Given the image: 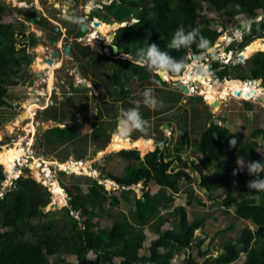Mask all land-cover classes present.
I'll return each mask as SVG.
<instances>
[{
  "label": "trees",
  "instance_id": "1",
  "mask_svg": "<svg viewBox=\"0 0 264 264\" xmlns=\"http://www.w3.org/2000/svg\"><path fill=\"white\" fill-rule=\"evenodd\" d=\"M203 2H207L209 7L217 11L224 12L226 21L235 24L237 14L243 13L253 19L259 14V10L264 13V0H113L105 5L104 9L108 12L107 16L118 23L127 22L130 16L140 21L138 24H126L116 30L114 44L122 48L124 53L134 55L136 49L155 42L177 60L187 62L188 55L205 53L220 34L216 29L203 26L206 22L204 17L199 16ZM1 19L0 14V108L7 105L8 85L15 84L11 77L17 75L18 72L14 68L22 59L14 55V44H10L14 39L12 25L2 24ZM251 21L249 30L239 43V49H244L255 39L264 38V16L260 20ZM100 25L101 22L99 28L102 27ZM179 26H183L186 32L198 28L209 42L207 49L198 48L196 44L188 49L167 48ZM103 30L105 32V29ZM227 50L231 48L228 47ZM245 64L247 73L231 78L262 79L264 85V51L254 53L247 58ZM239 65L240 63L220 65L213 61V77L228 76L230 71L239 68ZM221 66L223 68L219 69ZM147 70L146 67L137 66L128 60H119L110 75V82L105 83L112 88L109 96L116 92L117 86H120V93H115L110 101H102L104 112L107 113L110 109L117 112L119 102L130 107L129 101L126 100L129 92L122 82L123 75L127 81L130 77L140 78ZM154 76L161 84L164 83L157 74ZM246 106L250 107V104L247 103ZM142 113L143 118L149 117L148 112ZM60 114L65 118L63 112ZM110 116H113V113ZM199 130V135L194 141L196 150L202 157L203 167L192 163L200 175L198 187L207 193L209 200L213 199L211 194L214 191H219L217 198H221L219 204L222 211L231 210L237 220L249 221L252 226L238 227L237 223L226 225L225 228L234 231V235L223 242L218 254L215 257L209 256L207 262L231 264L243 255L242 264H264V240L261 239L264 234V191H254L247 187V182L253 177L248 175L246 168L233 175L239 161L264 162V154L261 153L264 152V127L255 128L250 140H243L240 134L230 133L226 127L213 122ZM97 132L98 130L94 131V135ZM48 133L66 142L74 138L70 125L52 127ZM149 134L141 133L132 138H152ZM233 138L237 143L230 145L229 141ZM163 139L164 136L160 133L158 142ZM188 144L189 138L184 127L183 139L175 144L172 158L167 159L170 155L168 145L163 150L157 145L143 157H140L139 151L134 148L122 149L115 153L127 164L122 173L114 174L109 171L104 179L114 182L126 192H132L130 187L138 183L144 186L152 183L158 187L153 194L143 189L140 197H133L129 217L124 213L111 212L113 207L119 205V198L106 191L98 180L93 179L86 193L82 192L77 183L71 184L73 194L69 199V207L64 209V213L70 218L67 222L56 223L52 219L41 222V219L48 218L52 213L41 212V209L50 203V194L35 180L19 176L14 180L13 186L0 196V264H55L50 258L67 254L75 256L74 264H116L115 260H119L118 264H174L173 259L177 254H186L193 247L198 248L199 254L205 255V252L199 249L204 239L197 238L195 232L204 227L211 214L195 215L189 219L184 205L175 206L167 215L161 212L180 193L182 182H191V175L183 166L184 161L180 155ZM212 162L216 163L215 169L205 174L207 165ZM174 164L180 166L175 169ZM59 174L64 176L63 172ZM260 176L264 178V173ZM71 178L75 179V176L71 174ZM5 180L6 175L0 165V191ZM186 193L187 204L193 199L201 203L200 198L193 193ZM71 212L79 213L83 219L77 220ZM96 217L98 219L93 221ZM103 217L110 222L100 227ZM168 222L170 226L162 229ZM24 228L28 229L29 240L22 239ZM145 229L155 233L157 237L150 241L147 252L142 253L147 238ZM257 242L261 244L255 246ZM89 253L94 255L93 259L88 258ZM185 264L197 262L188 254Z\"/></svg>",
  "mask_w": 264,
  "mask_h": 264
},
{
  "label": "rangeland",
  "instance_id": "2",
  "mask_svg": "<svg viewBox=\"0 0 264 264\" xmlns=\"http://www.w3.org/2000/svg\"><path fill=\"white\" fill-rule=\"evenodd\" d=\"M109 2L106 3L104 0H101V2L97 0H36L35 3H38L37 7L42 9V13L35 8L34 11H31V16L34 17L36 24L29 23L27 21L29 17L24 16L28 14L24 10V8L28 7L26 0H0L1 21L3 24H12L13 27L14 39L10 41V44H14V55L22 57L20 64L14 68L18 72L17 75L11 77L15 84L8 85L6 95L7 105L0 108V134L2 135L0 151H3V148L7 146H14V143L17 142L16 140L21 138V145L27 149V154L22 155L21 162L18 161L17 163L16 171H19L18 176L9 175V173L5 172L4 166L1 165L5 172L6 180L3 183L0 196H3V192H6L7 189L13 186L14 180L19 176L35 180L38 184L45 187L50 194V203L46 206V209H48L47 212L52 213L48 218L41 219V222L51 221L52 219V221L60 223L62 221L67 222L70 219L64 213V209L69 207V199L73 194L72 183H77L82 192L86 193L87 187L91 184L92 180H98L99 183L104 185L106 191L117 196L120 200L119 205L113 207V211L111 212L124 213L128 217L132 210L131 201L134 196L136 198L140 197L143 189L149 190L152 194L158 189L152 183L146 186L138 183L130 187L132 192H126L114 182L103 178L109 171L114 174L122 173L127 164V162L122 161L115 155L118 151L107 149L112 135L117 132L118 110L117 112H113L110 109L107 113L104 112L102 101H110V98L115 93H120L119 88H116V92H113L109 96L105 90V81L110 82L109 78L116 68V62L109 61L107 69H105V66L103 68L94 67V72L92 73L91 69L90 74L88 71L89 62L84 60V57L89 56V52L95 49L92 45L93 43L96 44L97 50L99 49L98 52L104 54L103 50L98 46L97 41H110L109 35L111 33L116 32L118 28L126 24L131 25L134 21V18L130 16L127 22L118 23L110 16H107L108 12L103 7L111 3ZM202 5L199 16L204 17L206 24L203 26L216 29L220 34L205 53L197 55L196 58H193L192 54L188 55V61L185 63L189 66V70L185 72L194 71L192 66L199 63L207 67L212 73V62L217 61L220 65H235L240 63L239 68H234L230 71L228 80L232 76L246 74L247 67L245 63L247 58L256 52L264 50L253 52L248 57L245 56L240 62L237 59L243 49H239V43L243 35L249 30L251 20H260L261 17L263 18L264 13H261L259 10V14L253 19H249L243 13L237 14L235 15V21H237L235 24L234 22L226 21L224 12L209 7L207 2H203ZM91 10H94L93 13L96 19L103 20L104 22L100 25L102 26L101 29H105L106 32L103 37L98 35V38L96 34L98 31H94L91 28L83 33L79 32V26L82 23L86 26L91 25V23L86 22L89 17L85 15ZM69 17L72 19H69ZM115 23H117V26L109 29V25L107 24L113 25ZM57 27L59 28L58 31ZM21 33H24V36H21ZM90 36L92 41L88 43L86 41L91 39ZM78 40H81V43L85 46L81 47L78 44ZM53 42H56L55 45ZM67 44H70V53L66 55L63 53V49ZM228 47L231 48L230 51L227 50ZM54 50L60 52L59 57H51L50 53ZM105 51L109 53L108 48H105ZM93 54L91 58L98 56L96 53ZM45 56L51 57V66L43 63L40 64L41 59ZM34 58H36L38 63L33 61ZM42 65L44 67L47 66L48 68L45 69L48 70L42 69ZM78 68L80 70L84 69L82 75L76 73L75 69ZM222 68L221 66L219 69ZM147 69L149 71H144V74L142 73L140 78L130 77L127 81L125 75L122 78V82L125 79L123 86L129 92L126 100L129 101L130 107L134 106L135 101L142 100L141 93L148 87L154 88L155 95L163 102V106L157 108L155 111L141 104V115L143 111L149 113V117L146 120L150 122L151 127L147 133H150L149 135L152 138L149 139L152 140V143L145 152H141L137 148L134 149L139 151L140 157H143L147 152L153 151L157 145L159 146L158 136L161 133L164 136L163 140H165L162 150L168 145L170 155L167 156V159L172 158L174 146L179 140L183 139L184 127H186L189 144L184 146L180 155L184 161L183 166L190 173L192 179L191 182H182L180 193L161 212L167 215V212L171 211L175 206L184 205L189 219L195 215L211 214L210 218L205 222L204 227L195 232L197 238L204 239L199 249L201 252L204 251L205 255L199 254L198 248L193 247L186 254H177L173 259L174 264H185V258L189 254L197 264H211L207 262V258L209 256L215 257L220 251L222 243L234 235V231L225 228L226 225L237 223L238 227H242L243 225H250V223L249 221L237 220L231 210L227 212L222 211L223 209L219 204L221 198H217L219 191H214L211 194L213 199L209 200L207 193L198 187L200 175L193 168L192 163L198 164L200 168L203 165L201 163L202 157L196 150L194 139L198 137L199 129H203L209 122H213L226 127L230 133L240 134L243 140H250L251 133L255 128L264 127V102L262 101L264 92L261 93L263 94V98L261 96L255 97L254 95L246 98L230 92L224 99H220L219 105L211 108L201 95V92L205 89L203 85L204 79H197L191 82L190 87L193 88L192 92L185 93L182 89H179V85L182 84L179 77L185 72L179 76L171 75L172 77L169 80H162L164 83L161 84L159 82L157 85L153 83V81H157L154 76L155 71ZM35 73H41L42 75L36 77ZM49 77H51V82L50 86H47V79ZM213 78V74H211L208 82L212 83L215 89L238 81V79H232L230 81L227 80L228 82L226 80L221 82L219 81L220 78ZM83 79L88 82L92 80L93 85L89 86V88H83L80 85ZM30 80H33L36 86V90L33 88L35 93H33L32 87L28 86ZM258 80V87L264 90L262 79ZM186 85L184 86L186 87ZM29 103L36 105L31 122L27 119V114L24 111ZM247 103L250 104V107L246 106ZM118 104L125 109L130 108L126 103L119 102ZM61 112L64 113L65 118L60 114ZM112 113L113 116H110ZM52 117H54L53 120ZM29 122L34 126L33 132L30 129H25V126ZM161 123L162 125L165 123L167 127L163 129L160 126ZM65 125L72 127L74 138L70 142L59 140L48 133V130L52 127H64ZM38 127H41V129L38 130ZM96 130L98 132L94 135V131ZM139 134L141 133L133 132L131 136L127 137L133 139V136ZM34 160L39 161V167L36 169L40 172L39 177L36 176V171L29 167V164ZM67 162L71 164L72 162L74 164L79 163V165L83 163L85 168L79 169L77 173H69L60 168V164ZM215 165L216 163L214 162L209 163L204 173L208 174L213 171ZM178 166L180 165L174 164L175 169ZM44 168L47 169L45 173L42 172ZM59 172H63L64 176L60 175ZM71 174L75 176V179L71 178ZM52 181L57 182L60 197L63 201L62 205L56 209L48 207L54 202L55 196L50 185ZM186 191L200 198L201 203L197 202V199H193L190 204H187ZM71 215L77 220L83 219L77 212H71ZM97 219L98 217L94 218L93 221ZM32 222L35 223L36 221ZM109 222L106 217H103L100 220L99 226L103 227ZM169 226L168 222L162 229H166ZM23 233L22 239L29 240L30 234L27 228H24ZM145 233L147 238L144 242L142 253L147 252L150 241L157 237L155 233L148 229H145ZM261 239L264 240V234L261 236ZM261 242L255 243V246H259ZM88 258L93 259L94 255L89 253ZM50 259L55 264L76 263V258L73 254L53 256ZM118 262L119 260H115L116 264ZM243 262L244 256L240 255L238 260L231 264H242Z\"/></svg>",
  "mask_w": 264,
  "mask_h": 264
},
{
  "label": "clouds",
  "instance_id": "3",
  "mask_svg": "<svg viewBox=\"0 0 264 264\" xmlns=\"http://www.w3.org/2000/svg\"><path fill=\"white\" fill-rule=\"evenodd\" d=\"M69 19L72 18L69 17ZM134 20L132 24L140 22L139 20ZM208 43L207 38L200 33L198 28H193L186 32L183 26H179L174 31L167 48L174 50L188 49L193 44H196L198 48L207 49ZM122 55L131 63H135L140 67H147L157 73L179 76L181 73L189 70V66L185 62L177 60L168 51L161 49L155 42L149 43L147 47L136 49L134 55L131 53H122ZM192 67L194 71L191 72V76L195 79H204L212 74L207 67L199 63ZM153 83L158 85L159 81H153ZM141 96L142 100L135 101L133 107L125 109L119 104L117 105V132L122 137L131 136L133 132L146 134L151 127L150 122L141 115V104L153 111L163 106V102L155 95V89L152 87L145 88ZM236 143L235 138L229 141L230 145H235ZM261 153L264 154V152ZM245 168L248 175L253 177V179L247 182V187L254 191H264V178L260 176L261 173H264V162L262 160H249L247 163L240 162L238 163V168L233 170V175H236L239 171H243Z\"/></svg>",
  "mask_w": 264,
  "mask_h": 264
},
{
  "label": "bare ground",
  "instance_id": "4",
  "mask_svg": "<svg viewBox=\"0 0 264 264\" xmlns=\"http://www.w3.org/2000/svg\"><path fill=\"white\" fill-rule=\"evenodd\" d=\"M96 30L98 31V33H101L102 36L105 35V32L101 28H99L98 26L96 27ZM90 38H91V36H90ZM92 45L95 49H97L96 44L93 43ZM257 50H264V38L254 40L250 45L245 47L239 53V55H241L243 58H245V56L248 57V55H250L251 53H253ZM36 63H38V62L36 61ZM42 63L45 65H48L45 62H41L40 64H42ZM41 68L45 69L44 65H42ZM161 75H162L164 80H169V78L172 77L171 75L164 74V73H161ZM47 80H48L47 86H50L51 77H49ZM179 80L182 81V84H184V85L187 84L186 85V87L188 88L187 93H191L193 88L190 87V83L194 82L197 79H195L191 76V72H185L182 76L179 77ZM198 80H200V79H198ZM209 80H210L209 77L204 78L203 85L205 86V89L201 92V95L204 97V100L206 101L207 104H211V103H214L215 101H217L218 105H219L221 98L224 99L226 97V95H228L230 92L235 93V91H239L240 96L246 97V98L252 97V95H254L255 97H258V96L262 97L263 96V94H261V93L264 92V90L262 88L260 89L258 87L259 80L255 83L247 82L246 84H244L242 81L238 80L237 82L228 83V85H225L224 87H221L219 89H215V87L212 85V83L208 82ZM228 81H230V80H228ZM228 81L226 80V82H228ZM215 82H217V81L215 80ZM47 89H49V88H47ZM35 107H36V105H34L32 103H29V105H27L25 107L24 111L27 114V119H29L30 122H31V120H33V110ZM30 122L28 123V125L25 126V129H30L33 132L34 126ZM1 139H2V135L0 134V140ZM16 141L17 142L14 143V146H11V147L7 146V147L3 148V151H0V165L4 166L6 172L9 173V175H11V176H18L19 171L14 170V167L18 166V164H17L18 161L21 162V156L24 154H27V149H25L21 145L22 138L18 139ZM151 143H152V140L142 138V137H139L137 139H130L129 137L123 138L121 135L118 134V132H116L115 134L112 135L111 141L109 142L107 149L112 150V151H120L121 149L137 148L139 151L145 152L146 150L149 149ZM28 144H30V143H28ZM28 153H29V151H28ZM38 163H39L38 160H34L29 164V167L33 168L34 171H36L35 174L37 177L40 176L39 175L40 172H38L36 170L37 167H39ZM60 168L63 170H69L68 171L69 173H74V172L77 173L79 169L80 170H81V168L84 169L85 165L83 163L81 165H79V163L74 164L72 162V164H71L70 162H67L64 164H60ZM46 170L47 169L44 168L42 170V172L45 173ZM45 176H46V174H45ZM50 185H51L52 190H53L54 195H55L53 203L57 204V206H61L63 201L60 197L57 182L52 181V183Z\"/></svg>",
  "mask_w": 264,
  "mask_h": 264
},
{
  "label": "flooded vegetation",
  "instance_id": "5",
  "mask_svg": "<svg viewBox=\"0 0 264 264\" xmlns=\"http://www.w3.org/2000/svg\"><path fill=\"white\" fill-rule=\"evenodd\" d=\"M35 1L36 0H26V2L28 3V7L27 8H24V10L26 11V13H28L27 15H24V16H27V18H28V20L27 21H29V23H31V20H33V23H36L35 22V20H34V17H32L31 16V14H32V12L31 11H34V8L36 9V10H39L41 13H42V9L41 8H38L37 7V4L35 3ZM79 1H82V0H79ZM96 1V0H95ZM98 2H101V0H97ZM110 2H112V1H110ZM25 3V2H24ZM40 3V2H39ZM26 4V3H25ZM1 7V6H0ZM25 7V6H24ZM21 8V7H20ZM104 8V7H103ZM95 10V9H94ZM94 10H91L90 12H87L85 15H88L87 17H89V19L86 21V22H89V23H91V25H88V26H86L85 25V27H86V30L87 29H93L94 31H96V27H94L93 25H92V23H93V21L94 20H98V19H96L95 18V15H94V13H93V11ZM44 17H46L45 15H44ZM94 17V18H93ZM92 18H93V20H92ZM39 20V19H38ZM98 21H100L101 23L103 22V20H98ZM104 23V22H103ZM111 23V22H110ZM37 24V23H36ZM106 24V23H105ZM81 25H84L83 23L81 24ZM81 25L79 26V32H82L81 31ZM107 25H112V24H107ZM34 26H35V24H34ZM35 27H37V26H35ZM57 29V31L59 30V28L57 27L56 28ZM85 30V31H86ZM84 31V32H85ZM83 33V32H82ZM96 34H97V37L99 38V36L100 37H103L102 35H101V33H97L96 32ZM99 35V36H98ZM111 35H114V37H115V31L113 32V33H111L110 35H109V37L111 36ZM21 36H24V33H21ZM114 37L113 38H109V40L110 41H107V40H103L102 42H100V41H97L98 42V46L100 47V49H102L103 50V53L104 54H100L98 51H99V49L97 50V49H92L93 51H90L89 52V56H87L86 58L84 57V60H86V61H88L89 63V66H88V71L90 72V74H91V69H92V73L94 72V67L95 68H103L104 66L105 67H107L108 65H109V61H115L116 62V65L119 63V60H126V59H124V56L122 55V53H124V51H123V49L122 48H119V49H122V51H120V52H118L117 54H113V51H112V48H111V45H115L114 44ZM97 38V39H98ZM37 40H39L40 41V39L39 38H37ZM100 40V39H99ZM91 41H92V39H88L86 42H88V43H91ZM110 42H112V43H110ZM54 43V42H53ZM56 43V42H55ZM78 44L81 46V47H84L85 45H83L82 43H81V40H78ZM83 46H82V45ZM89 45V44H88ZM105 48H108V52L109 53H107V51H105ZM55 52H58L59 53V55H60V52L58 51V50H54ZM53 52V51H52ZM51 52V53H52ZM51 53H50V55H51ZM93 53H96L98 56L96 57V56H94L93 58H91L92 56L91 55H94ZM59 57V56H58ZM45 59H48V57L47 56H45V57H43L42 59H41V62H44V60ZM33 61L35 62L36 61V58H34L33 59ZM129 61V60H128ZM106 63V64H105ZM213 63V62H212ZM101 64V65H100ZM225 65H227V64H225ZM211 67H212V65H211ZM46 68V67H45ZM45 70V69H44ZM43 70V71H44ZM212 70V69H211ZM75 71H76V73L78 74V75H82V72L84 71V69H75ZM36 74V73H35ZM92 77H93V75H92ZM91 77V78H92ZM225 77H227L228 78V76H225ZM94 78V77H93ZM224 78V77H223ZM223 78H220V80L222 79L223 80ZM213 79H216V78H213ZM232 79H236V78H230L229 80H232ZM219 80V79H218ZM238 80H240V79H238ZM251 81V79H245V80H240V81H242L243 83L244 82H248V81ZM30 81H32V89L34 88L35 90H36V86L34 85V81L33 80H30ZM29 81V82H30ZM239 81V82H240ZM123 82H124V80H123ZM89 83V84H88ZM244 84H246V83H244ZM80 85H82V87L83 88H89V86H92L93 85V82H92V80H90L89 82L88 81H86V80H82V82L80 83ZM30 87V86H29ZM103 87V86H102ZM120 86H117V88H119ZM34 89H33V92H34ZM105 90L108 92V93H111L112 92V88H109V85L107 86V85H105ZM35 93V92H34ZM78 93H80V92H78ZM91 93H94V92H91ZM99 93V92H98ZM100 93H103V92H100ZM143 138V137H142Z\"/></svg>",
  "mask_w": 264,
  "mask_h": 264
},
{
  "label": "water",
  "instance_id": "6",
  "mask_svg": "<svg viewBox=\"0 0 264 264\" xmlns=\"http://www.w3.org/2000/svg\"><path fill=\"white\" fill-rule=\"evenodd\" d=\"M106 3H108L110 0H104ZM135 21V20H134ZM31 23H33V20H31ZM100 24V21H98V20H94L93 21V23H92V25L94 26V27H97L98 25ZM117 26V23H115V24H113V25H109V29H113L114 27H116ZM244 28V27H243ZM86 30V27H85V25H81V31L82 32H84ZM114 37V35H111L109 38L111 39V38H113ZM54 45H55V42L53 43ZM111 48H112V51H113V54H117L118 52H120V51H122V49H119L116 45H111ZM63 52H64V54H69V52H70V44H67L65 47H64V49H63ZM59 56V53L58 52H55V51H53L52 53H51V57L52 58H55V57H58ZM192 57L193 58H196L197 57V55L196 54H192ZM244 58L241 56V55H239L238 56V61H240L241 62V60H243ZM44 62L46 63V64H48L49 66H51L52 65V60H51V58H48V59H45L44 60ZM48 69H45V71H47ZM155 74H157V76L161 79V80H164L163 79V77H162V75H161V73H157V72H155ZM36 75V77H40L42 74L41 73H36L35 74ZM223 80H228V78L227 77H224L223 78ZM258 80H249L248 82L249 83H255V82H257ZM29 86H32V81H30L29 82ZM179 89H182L185 93H187L188 92V88L187 87H185L184 85H182V84H180L179 85ZM34 93V92H33ZM235 94L237 95V96H239L240 95V92L239 91H235ZM262 101L264 102V98L262 99ZM208 105H210V107L211 108H214V107H216L217 105H218V102L217 101H215L214 103H211V104H208ZM29 120V119H28ZM167 127V125L164 123L163 125H162V128L163 129H165ZM38 130H40L41 129V127H38L37 128ZM164 142H165V140H162V141H160V143H159V146H160V150H162V148H163V146H164ZM133 149V148H132ZM160 157H161V152H159L158 153V159H160ZM17 168L16 167H14V170H16ZM66 171H69V170H66ZM6 172V171H5ZM50 209H56V208H58V206H57V204H55V203H51L49 206H48ZM48 211V209H46V207H44V208H42L41 209V212H47Z\"/></svg>",
  "mask_w": 264,
  "mask_h": 264
}]
</instances>
